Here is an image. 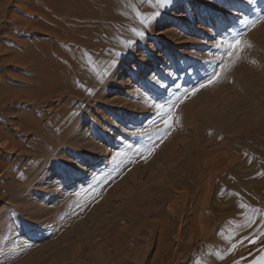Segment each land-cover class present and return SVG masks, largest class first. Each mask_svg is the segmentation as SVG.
I'll return each instance as SVG.
<instances>
[{
  "label": "rangeland",
  "instance_id": "1",
  "mask_svg": "<svg viewBox=\"0 0 264 264\" xmlns=\"http://www.w3.org/2000/svg\"><path fill=\"white\" fill-rule=\"evenodd\" d=\"M112 1V16L108 22L103 23V29L91 26L88 36L94 40L92 48L83 53L82 51H77V43L75 42L69 43L70 45H67L65 42L60 43V58L66 56L72 57V59H69L73 64V67L70 68L71 71L67 70L69 68L64 67V60L52 58L50 54L51 48L49 47L52 40L51 36L37 34L28 41L26 40L27 37L23 35L25 31H22V35L18 37L17 28L12 29L14 22L11 18L4 20V24L9 28L6 31H10L7 34H11V37L18 39L16 44L20 46V49L29 48L31 42V45L33 44V46L35 45L41 49L46 48L45 50L49 51L50 59L54 65H57L56 71L50 69L56 74L49 72V76L52 74L50 78L53 76V79H55L57 75L60 77L67 70L68 72L65 73L70 74L67 76L68 81L66 80L65 82L69 85L72 84L79 87L82 86L80 82H98L97 85L101 87L98 91L102 92L100 98L88 96L80 98L82 100L80 106L83 107L82 105H85L84 107L86 108L78 114V117H84L85 119L74 123L71 129L75 131L79 127H86L84 133L87 138L86 140H91L93 144L97 143L98 145L96 144L95 147L97 146V149L102 150V152L95 156L83 155V158L78 159L77 169L72 174V177H59L53 174L50 177L49 185L42 183L34 185L26 184V187L24 186L21 189L22 198L18 202H15L17 205L23 204L26 206L36 201L40 203L39 207L41 210H49L51 213L45 211L46 213L38 219L37 225L26 222L19 229L14 230H8L6 224L1 225L0 264H91L90 260H74L72 256L79 254L88 255L89 250H92L96 246L94 233L97 232L98 228H101L99 226H106V224L110 223L109 220L117 219L123 220L122 223L124 224L127 222L126 224L131 225L133 228L141 227L136 226V222L134 223L133 216H131L132 211H135L132 210V207L128 206L131 200H146V198L150 199L153 197L163 199L164 196L168 197L166 194L169 197H174L175 195L176 200H179V195L182 192L185 193L186 190V186H182L184 184H178L172 189H167L165 192L161 188H158V186L165 180H169L170 176L167 173L170 170L174 171L175 168L185 163L191 168H196L197 150H203V154L205 155L203 159H207L206 162H211L216 156H220L221 159L218 167L220 169V176L223 177V181L233 183L235 186L227 199L225 197L223 198L225 200L222 199L219 202V205L221 203V206L224 205L225 207L223 212L225 215L232 216L237 220L247 217L246 215L249 216L250 213L256 217L255 213L260 208L259 204L263 202L264 196L263 198L261 197V201H257V196H253L250 198V204H247L246 207L244 204L230 207V201L235 199L239 192L244 193L249 186L264 185V117L249 116V118H241L235 116V119L229 122H214L211 129L199 130L196 129L197 122L189 118L187 114L191 113V111L201 112L206 106L208 108L209 104H219L228 92L231 93L233 91L234 87L231 86L227 90L219 92L209 103L208 101H204L202 95L204 87L224 66L221 58L225 57V45L231 43L230 40L233 35L239 33L240 36L242 31L240 32L239 28H244L249 23L256 25L260 18L264 19V0H166L162 6H159L157 0ZM116 2H118V6ZM14 8V6H10L8 9L14 10ZM14 11L17 12L11 13H15L17 16L22 15L18 10ZM255 15L257 19H254ZM33 17L30 18L34 20L36 16ZM250 19L255 21V23H251ZM242 21H246V25ZM253 29L250 32L254 31ZM137 33L144 34L137 35ZM7 34L0 33V47L2 49L0 51V58L14 60L19 56H23L24 50L22 52L17 51L15 45L9 40L10 36H7ZM221 51L224 52L222 53ZM87 59L91 60L90 64H88ZM18 60L21 61L22 58ZM96 60L99 63H95ZM43 61L45 62V59ZM41 68L29 62L22 64L4 62L0 67V72H6L7 75L3 87L17 91L27 90V84L30 82V79L32 80L38 76L39 80L42 78L41 80L44 81L45 73H48L50 70L47 71L46 67L42 70ZM91 70L96 73L101 71L103 75H98V77L92 78V80L78 79L77 82L74 81V76L79 78L80 75L90 73ZM36 71L40 72L37 73ZM263 71L262 66L258 71L259 73L251 75L248 78L250 82L264 79L262 75ZM49 76L47 77L49 78ZM143 85L145 86L142 87ZM257 94L259 97L253 100L252 106H248L251 110L263 106L260 107V100L264 96V93L258 91ZM220 95L221 97L223 96L221 99ZM143 97L145 99L148 98L147 100L150 101L151 105L149 107L141 108V112H137L133 108L128 109L129 103L138 101ZM66 102L72 105L75 101L69 97H64L59 102V105ZM26 104L25 101L21 100L18 107L9 116H17V118H14L17 121L18 117L22 116V113H28L29 109L33 107V104ZM202 104L203 106H201ZM162 109L170 110L168 115L173 117L172 120H174V117L178 119L181 115L185 116L184 120L181 119V123L185 121L182 124L181 130L178 128L173 130L176 141L180 143L177 144L178 142L176 141L173 143L177 149L172 150L174 155H171L172 158L176 159L182 156L183 159H176V162H174L175 160L162 162V160L157 161L150 156L144 158V161L141 162L138 158L135 161L131 160L127 162L128 165L123 168L122 173L118 175L119 178L124 177V179L121 185H117L116 192L108 194L107 197L103 193L106 190L102 192L98 191L96 193L97 196L94 193H89L91 194L89 201L87 203L80 202L82 199L80 197L91 191L89 182L91 183L93 180L96 182L93 188L98 187L100 189L102 187V185L98 186V183L102 182L104 176L109 175L111 171L113 172V167H115L111 162L115 161L116 165V158L128 151L131 144L136 147V140L140 139L139 136L142 135V132L144 134L154 128L155 122L160 119L159 114ZM206 118L205 120H207ZM89 121L93 123L92 126H89ZM209 123L210 121L206 122L207 125ZM16 125L11 127L14 132ZM259 126H263V130H259ZM147 127L148 130L146 129ZM31 137L32 135L27 136L25 143ZM186 150H192L194 153L188 154ZM121 151L125 152L121 153ZM228 152H231L234 157L233 176L227 173L226 157ZM67 157L65 155L60 159L72 161L70 157ZM45 166L49 167L51 164L48 163ZM210 169L208 167L203 173L205 177L198 175L201 179V183L199 184L201 187L198 186V188H201V190L197 186H194L195 189L193 187L194 191L191 188V190L188 189L190 190L187 201L188 209L194 206L195 198L197 194H200V191L201 196L206 197L204 196L206 193L203 194V192H206L210 187L211 177L213 176V170L211 169V171ZM57 170L65 171L66 168L65 170L61 168ZM181 173H184V171ZM96 177L99 178V182ZM173 178L175 181L179 180L180 174H174ZM87 184L89 191H86L84 188ZM155 185L157 187L154 189ZM45 187L46 192L40 193L39 190ZM81 188L84 190L80 191ZM81 192H83L82 195H80ZM76 194L80 196L78 199L79 203L77 202L76 205V208L79 209L72 210L70 204L66 202L67 198ZM230 196L231 199H229ZM47 197L50 198L48 199ZM52 197H57V200L54 201L55 198L52 199ZM127 198H131L130 201ZM124 199H127L128 203ZM46 201L48 202L45 203ZM205 201H207V205L209 198L207 197ZM203 203L205 202H199V206L203 205ZM84 204L85 206H83ZM86 206L90 208L84 211ZM123 206L128 207V210L127 208H123ZM139 209H137V212L141 210ZM12 210L13 208L7 199L0 201V217H6L12 213ZM123 213L124 215L128 214L123 216ZM210 214L212 215L213 212H210ZM172 218L175 222L174 228L177 226L173 230L176 233L180 226V220L175 215ZM124 219L127 220L125 221ZM212 221V225H219L220 220L218 216L212 218ZM185 222L183 220V224ZM176 234L174 232L171 234L172 239H175L174 236ZM4 239H8L9 242L7 244L1 243ZM137 249V253L143 255L144 250L142 248ZM154 251L155 248L148 249L144 254V258L150 259ZM202 253H204L202 256L203 260L209 253L204 251ZM173 262L175 263V261Z\"/></svg>",
  "mask_w": 264,
  "mask_h": 264
},
{
  "label": "bare ground",
  "instance_id": "2",
  "mask_svg": "<svg viewBox=\"0 0 264 264\" xmlns=\"http://www.w3.org/2000/svg\"><path fill=\"white\" fill-rule=\"evenodd\" d=\"M116 4L118 6V2H116ZM10 6H14V10H18L22 15L17 16L15 13H11L17 11L12 9L9 10L8 8ZM112 8V0H0V20H2L0 21V33H10V31H6L9 28L4 24V20L11 18L14 22L12 29L14 30L17 28L18 37L22 35V31H25L23 35L27 37L26 40L28 41L37 34L51 36L52 40L50 41L51 45L49 47L51 48L50 54L52 58H60L59 46L61 45L60 43L63 42L67 43V45H70L69 43L71 42H75L77 43V51L79 50L85 53L86 50L92 48L94 41L92 37L88 36L91 26H96L102 30L103 23L108 22L112 16ZM33 16H36L34 20L30 18ZM254 19H257L256 15ZM252 29L254 31L250 32ZM238 30L240 32L242 31V34L240 36L233 35L230 42L234 43L233 38L235 37V39L241 42L239 48H231L229 45H225V57L221 56L224 66L214 75L211 82L204 87L202 95L204 101H208L209 103L219 92L227 90L231 86L234 87L233 91H231V93L228 92L224 97L222 96L223 98L220 95V99L222 98L223 100L219 102V104H209L210 106L208 108L207 106L205 109L201 108L205 110H202V113L199 111H191V113H188V110L187 116L197 122L196 129H211L213 127L212 123L229 122L235 119V116L241 118H249V116H258V118L264 117V96L260 100V107L263 105L261 108H256L255 110L248 108V106L253 105V100L259 97L257 94L258 91L264 93V79L258 81L253 80L251 82L248 79L251 75L259 73L258 71L262 66L264 70V19L260 18L256 25H251L249 23V25H246L244 28H239ZM7 36H10L9 40L15 45L17 51L22 52V50H24L25 55L23 54V56H19L14 60H4L0 58V67L4 62L11 64L29 62L32 65H36L38 68L42 67L41 70L45 67L47 71L50 69H57V65H54L50 59L49 51L45 50L46 48H38L35 45L33 46V44L31 45L30 42L29 48L20 49V46L16 44L18 39L11 37V34H7ZM1 50L0 47V51ZM19 58H22L23 62L22 60H18ZM43 59H45V62ZM60 59L64 60V67L69 68L67 70L71 71L70 68L73 67V64L69 59H72V57L66 56ZM87 61L88 64H90L89 62L91 60L87 59ZM95 63L99 62L96 60ZM249 69H251V71H249ZM67 70L65 72H68ZM49 72L52 73L53 71L50 70L48 73H45V78L43 76L44 81L41 80L42 78L40 80L37 78V73L34 74L37 77H34L32 80L30 79V82L27 84L28 87L26 86L27 90L22 91L10 88L5 89L3 83L4 81L6 82L7 75L6 72H0V201L7 199L13 208L12 213L8 214L6 217H0V226L6 224L8 230L19 229L23 224H26V222L37 225L38 219L46 213L45 211L51 213L49 210H41L39 207L40 203L36 201L26 206L23 204L17 205V203H15L22 198L20 191L26 184L34 185L42 183L49 185L50 177L53 174L59 177H72V174L77 169L78 159L80 160L83 155L95 156L102 152V150L97 149V146L95 147L97 143L93 144L91 140H86L87 138L84 135L86 127H79L77 130L75 129V131L71 129L74 123L85 119L84 117H78V114L86 108L84 107L85 105H82L83 107L80 106V104H82L80 98L83 96L100 98L102 92L98 91L101 88L97 85L98 82H80L82 86L78 87L72 84L69 85L65 82L70 73L63 72L60 77L57 75L58 78H56L59 79L57 80L55 77V79H53V76L50 78L55 72L50 76ZM237 72L239 73L237 74ZM87 74H82L79 78L74 76L73 79L77 82L78 79L92 80V78H96L98 75H103L101 71L96 73L92 70ZM46 75L49 76V78ZM262 75L264 78V71ZM145 85L148 86L147 84ZM64 97H69L75 102L72 105L69 102L59 105V102H61ZM147 99L143 97L138 101L129 103L128 109L133 108V110L141 112V108L143 109L151 105L150 101ZM21 100L25 101L27 104H33V107L29 109L30 111L28 113H22V116L18 117V120L15 121L14 118H17V116H9V114L14 112ZM75 103L77 104L74 105ZM201 106H203V104ZM159 109L161 108L159 107ZM169 111L170 110L166 109L161 110L159 114L160 119L155 122L154 128L144 134L142 132V135L139 136L140 139L136 140V147L131 144L132 147L130 146L128 151H123L125 153L121 151L123 155L121 154V156L116 158L117 164L115 165V161L111 162L112 165L115 166H112L113 172L111 171L107 176H104L106 175L104 174L102 182L100 181L101 183H98L99 178L96 177L97 183L99 184L98 186L102 185L101 188L99 187L100 189H98V187L93 188L96 184L93 180L91 183H88L91 185V191L85 195L83 194V197L77 196L78 194H76L67 198L66 203L70 204V208L72 210L79 209L76 208L79 197L82 198L80 202L87 203L92 193L96 194L98 191L102 192L106 190V192L103 193L106 194L107 197L108 194L114 192L117 185H121L124 179V177L119 178L118 175L122 173L123 168L128 165L127 162L131 160L135 161V159L138 158L141 162L144 161V158L150 156L157 161L162 160V162H170L171 160H175L174 162H176L178 159H183L182 156H179L176 160L174 157L172 158L171 155L173 154L172 150L176 148L173 145L176 141L173 130L176 128L181 130L182 124L185 122L181 123V119L184 120L185 116L181 115L178 119L174 117V120H172L173 117L168 115ZM205 117H207V120H205ZM43 121L45 122L41 125ZM208 121H210V125L206 124ZM89 122V126H92L93 123L91 121ZM15 124L17 125L14 127V132L11 127ZM259 127V130H263V126ZM146 129L148 130V127ZM29 135H32V137L25 143ZM179 143L180 142L177 144ZM128 144L130 145V143ZM29 147L30 149H28ZM105 150L103 151L105 152ZM186 152L188 154L194 153L192 150H186ZM196 152V168H191L189 165H186V163L178 168L174 167V171L170 170L167 173V175L170 176L169 180H165L158 186V188H161L165 192L167 189H172L178 184H184L182 186H186V190L185 193H179V200H176L175 195L174 197H169L168 194H166L168 197L164 196L163 199L153 197L150 199L146 198V200H134L132 198L133 200L130 201L131 198H127L128 201H130L129 203L127 199H124L128 203V206L132 207V210H135L132 211V213L129 211L132 214L130 215L133 216L134 223L136 222V226L141 227H136V229L126 224L127 222L125 224L122 223L123 220H109V224H106V226H99L101 228H98L99 230L97 229V232L94 233L95 236H93L96 246H94L93 249L90 248L92 250H89L88 255L79 254L72 256V258L80 261L90 260L91 264H252L253 260H257L260 255L264 254V250L262 251L264 247V185L249 186L244 193L239 192L236 198L230 201V207H236L238 204H244L246 207L247 204H250L251 197L257 196V201H261L262 197L263 202L259 204L260 208L258 212L255 213L256 217L250 213L249 216L246 215L247 217L237 220L232 216L225 215V213H223L225 207L224 205L221 206V203L219 205V202L225 197L227 199L235 186L233 183L223 181V177L220 176V169L218 168L221 159L220 156L215 155L216 157L214 159L211 158L212 161H208V163L206 162L207 159H203L205 156L203 150H197ZM65 155L70 157L72 161L60 159ZM226 159L227 173L233 176V154L228 152ZM48 163H50L51 166L46 167L45 164ZM116 167L117 169L115 170ZM208 167L213 170V176L210 175L212 176V180H209L211 183L208 188L209 190L207 189L206 192H203V194L206 193L204 195L206 197L201 196L200 191V194H197L195 198L194 206L188 209L187 201L190 190H193L194 186H197V188L198 186L201 187V185H199L201 183L200 176L203 175ZM58 168L64 170L66 168V170L58 171ZM183 171L184 173H181ZM174 174H180V179L175 181L173 178ZM88 184L84 187L86 191H89ZM206 185L209 186V184ZM156 187L157 185L154 186V189ZM198 189L201 190V188ZM82 190L84 189L81 188L80 191ZM39 191L40 193L46 192V187ZM82 193L83 192H81L80 195H82ZM207 197L209 198V202L206 205L207 201L205 200ZM47 198L49 199L50 197ZM54 198L55 197H52V199ZM229 199H231V196ZM56 200L57 197L54 201ZM124 200L121 201L125 202ZM121 201L119 202L121 203ZM47 202L48 201L45 203ZM199 202L205 203L199 206ZM83 206H85V204ZM89 208L86 206L84 211ZM123 208H127L128 210L126 206H123ZM137 209L140 211L137 212ZM210 212H213V214L211 215ZM58 213H56V215L60 217L59 214L61 215V213ZM126 215L123 213V216ZM174 215L178 216L180 220V226L176 232L177 234L173 231L177 227L174 228L175 222L172 218ZM215 216H218L220 220L219 225H212V218ZM183 220L186 221L185 224H183ZM173 232L176 234L174 236L175 239H172L171 234ZM8 242V239H4L1 243L7 244ZM137 248H142L144 250L142 253L143 255L137 253ZM150 248H155L154 254L150 259H146L144 258V254ZM198 248L201 249L198 250ZM202 251L209 253L203 260L202 256L204 253H202ZM173 261H175V263Z\"/></svg>",
  "mask_w": 264,
  "mask_h": 264
},
{
  "label": "snow or ice",
  "instance_id": "3",
  "mask_svg": "<svg viewBox=\"0 0 264 264\" xmlns=\"http://www.w3.org/2000/svg\"><path fill=\"white\" fill-rule=\"evenodd\" d=\"M159 6H162V4H164L166 2V0H157ZM243 24L246 25V21H242ZM251 23H255V21H252ZM144 33H137V35H143ZM235 36H239V33L238 34H235ZM234 39V43H230L229 44V47L231 48H239L240 46V41L238 39H235V37L233 38ZM211 81H209L210 83ZM203 87V85H202ZM252 264H264V254L260 255V257L257 259V260H253L252 261Z\"/></svg>",
  "mask_w": 264,
  "mask_h": 264
}]
</instances>
